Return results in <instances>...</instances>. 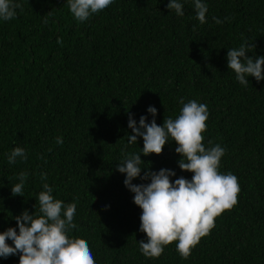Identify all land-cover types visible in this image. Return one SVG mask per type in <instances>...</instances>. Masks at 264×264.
Here are the masks:
<instances>
[{"label":"trees","instance_id":"1","mask_svg":"<svg viewBox=\"0 0 264 264\" xmlns=\"http://www.w3.org/2000/svg\"><path fill=\"white\" fill-rule=\"evenodd\" d=\"M19 2L23 11L0 20V232H18L16 217L25 210L39 214L48 183L55 199L76 204L77 228L68 235L88 242L96 264H264V80L250 76L241 85L227 67L228 49L246 42L256 45L247 55H264V0H202L204 24L193 0H179L183 16L167 8L169 0H113L84 22L66 0ZM181 99L206 104L204 145L225 149L219 171L238 178V203L187 259L176 242L148 258L139 242H147L142 209L117 164L124 149L140 153L141 176L166 168L176 173L172 181L192 178L179 168L175 141L148 156L142 137L128 143L129 113L137 126L142 115L162 126L180 114ZM15 147L27 159L9 164ZM20 172L28 173L23 195H13ZM19 255L0 264H19Z\"/></svg>","mask_w":264,"mask_h":264},{"label":"clouds","instance_id":"2","mask_svg":"<svg viewBox=\"0 0 264 264\" xmlns=\"http://www.w3.org/2000/svg\"><path fill=\"white\" fill-rule=\"evenodd\" d=\"M74 19L87 21L92 15L108 8L113 0H66ZM196 19L201 24L206 22L207 5L202 0H193ZM167 8L174 10L177 16H183V4L179 0H169ZM23 11L19 0H0V20L9 21L16 17V10ZM217 24L219 18H213ZM225 19H228L227 17ZM48 20L45 18L44 23ZM62 44V39L57 40ZM255 43L242 44L238 49H228L227 67L235 73L241 85H247L248 77L257 82L264 80V55L252 56L247 52L255 49ZM183 107L175 118H165L163 125L155 118L148 123L146 116L139 118L137 126L133 114L129 113L128 127L132 135L128 143L143 138L142 153L160 155L171 139L178 145L175 152L180 154L179 168L193 173L192 178L179 177L171 169L145 171L141 176L140 153H128L124 149L122 161L117 170L126 174L125 186L134 193V203L142 209L140 231L146 233L147 242H140V250L145 257L159 258L164 248L176 242V249L183 259H187L192 249L201 238L210 234L215 227V220L226 210H231L238 203L240 185L232 173L219 171L220 161L225 149L219 144L206 148L203 133L207 130L209 112L206 104L189 100H180ZM147 111L155 117L157 109L149 106ZM56 142L63 144L61 137ZM211 144V141H209ZM17 158L27 159L24 148L15 147L8 155V163L15 164ZM27 172H20L19 182L11 186L13 195H23ZM150 179V183L135 184V178ZM46 180V174L41 175ZM53 188L43 183L39 192V214L33 215L25 210L16 217L19 231L9 227L0 232V257L7 258L19 253V264H96L88 242L83 238H70L68 233L76 229L73 222L76 204L65 205L64 201L55 199ZM107 207V206H106ZM11 240L10 245L7 241Z\"/></svg>","mask_w":264,"mask_h":264}]
</instances>
